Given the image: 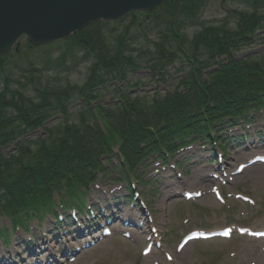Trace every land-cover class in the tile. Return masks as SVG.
<instances>
[{"label":"trees","instance_id":"trees-1","mask_svg":"<svg viewBox=\"0 0 264 264\" xmlns=\"http://www.w3.org/2000/svg\"><path fill=\"white\" fill-rule=\"evenodd\" d=\"M207 3L169 0L149 15L132 14L128 26L123 20L95 22L63 48L52 46L60 47L55 59L30 44L6 55L25 61H0L21 75L15 88L0 76V148L15 149L0 154L1 208L13 216L28 213L54 181L70 177L85 184L102 166V156L111 157L112 144L120 143L125 164L135 167L146 156L142 145L158 140L162 149L164 137L170 146L264 102V55L237 57L264 43V33H258L264 28V0H222L225 17L215 22L202 20ZM188 27H196V34L183 32ZM77 52L91 65L88 78L81 86L64 85L58 77L77 66ZM141 68H149L150 78L160 84L173 80L175 90L152 100L130 94L133 75ZM110 92L118 100L106 105L103 98ZM79 100L95 103L92 109L100 111L110 137L82 115L80 125L51 127L41 140L22 142L54 115H67Z\"/></svg>","mask_w":264,"mask_h":264},{"label":"rangeland","instance_id":"rangeland-1","mask_svg":"<svg viewBox=\"0 0 264 264\" xmlns=\"http://www.w3.org/2000/svg\"><path fill=\"white\" fill-rule=\"evenodd\" d=\"M226 8L227 5L223 4L222 0H210L205 8L204 18L208 21H214L224 17ZM27 45L28 43L23 41L19 48H27ZM63 46L64 44H61L62 48ZM58 48L60 47L53 48L50 46L44 48L41 54L55 59V51ZM261 53H264V45L260 44L245 52V54ZM78 55L79 57L81 56L80 53ZM7 58H0V61H4ZM14 59L25 61L19 56H9L8 61L10 62ZM0 71L4 72V75L0 76H5V79L10 80L13 88L18 87L15 80L21 79V75L13 72L11 66L6 64L4 67L0 66ZM142 72H140L142 75L146 73L145 70ZM87 73L88 64L80 61L77 63L73 74L62 75V81L69 80L72 83L82 84L87 77ZM140 85L147 92L155 91L156 88V83L152 81L143 80ZM0 90H2L1 83ZM150 94L154 95L156 93ZM110 97L111 94L108 95L107 99L111 100ZM62 119L61 117L57 121ZM76 119L77 115L71 116V120ZM262 123H257V125L259 129L264 130V128L262 129L263 126H260ZM43 132L44 128H40L36 133L42 135ZM258 137L263 138L264 133ZM250 139L247 137L244 140L246 144L234 141L227 145L224 150L225 156L222 164L217 162L212 149V151L188 153L190 157L181 163L179 168H170L168 165L166 166V171L164 170L165 173L162 174L155 175L153 166L150 169H142L144 171L143 174L146 173L145 178L149 182L140 184L136 180L134 181V190L139 191V195L136 198L128 197L127 192L123 190L112 193L113 185L119 184L117 182L99 179L96 183H99L101 188L98 189V184L95 185L96 183L91 185L87 203L92 206L95 216L91 217L89 223L104 224L110 220L114 225L116 222L124 223L128 216L134 215L136 218L131 220V225L137 226L138 237H145L143 236L144 232H149L152 225L157 226L163 237V249L172 254V260L166 258L162 250H159L154 256L144 257L141 253V248L146 242L137 247L129 239L125 240L118 237L112 241L107 238L97 242L91 248L79 252L76 255V260L68 264H158V262H160L159 264H264V238L257 239L248 235H240L236 232L230 239L218 238L191 242L183 250L177 251L179 240L186 232L194 228L214 229L222 228L226 225L247 226L255 229L264 228V165H256L245 169L241 175L234 177L229 185L219 182L203 183L200 181L201 175L209 173V169H218L220 164L223 166L237 165L236 162L245 161L252 153L264 150V139L259 141L254 136ZM11 149L9 148L6 151ZM252 150L253 152L249 153ZM238 155H240L239 158ZM195 166L198 167L197 170H195ZM186 169L191 170L188 177L189 184L193 187H198L202 191V196L190 201L185 200L179 193L175 195L176 191L183 192L186 190V186L182 185L187 175L182 172ZM236 194L248 196L253 202L236 198ZM221 196L227 198L226 203L223 204L217 199ZM55 199L57 200L56 195ZM65 199L67 205L70 201L79 202L78 197L70 193L66 196L62 195L60 201L65 202ZM141 200L146 202L145 206L140 203ZM146 209L149 211V216L145 214ZM62 211H65L64 215L68 212L64 208H58V212ZM143 214L146 220L149 221V226L145 229L144 221H140ZM80 215L78 218H80ZM150 217L152 221H150ZM84 218L86 217L84 216ZM72 220V218L67 217L60 222L52 214L47 215L43 221L33 219L27 228L21 227L20 230L15 232L11 244L6 245L4 239L0 237V258L7 257L4 251L6 249L10 250V254H15V263L17 264H29V262L45 260L50 253L51 255L58 254L61 246L69 244V241L76 239V235L71 232L77 228V224L72 225ZM139 222L142 223L139 224ZM8 223V215L0 213V226H8ZM66 230L71 231L69 234H65ZM48 232L57 233V236L64 234V239L58 240L56 237L53 242H50L52 240H47ZM33 241L41 244L37 250L31 249L33 254L36 255L28 257V242ZM0 264H4V262H0Z\"/></svg>","mask_w":264,"mask_h":264},{"label":"water","instance_id":"water-1","mask_svg":"<svg viewBox=\"0 0 264 264\" xmlns=\"http://www.w3.org/2000/svg\"><path fill=\"white\" fill-rule=\"evenodd\" d=\"M164 0H0V55L26 34L34 44L67 38L98 19L150 11Z\"/></svg>","mask_w":264,"mask_h":264},{"label":"bare ground","instance_id":"bare-ground-1","mask_svg":"<svg viewBox=\"0 0 264 264\" xmlns=\"http://www.w3.org/2000/svg\"><path fill=\"white\" fill-rule=\"evenodd\" d=\"M246 154H247V153H246ZM240 155H241V154H240ZM240 155H238V158L240 157ZM190 187H192V186H190ZM146 225H147V221L145 222V226H146ZM145 226H144V227H145Z\"/></svg>","mask_w":264,"mask_h":264}]
</instances>
